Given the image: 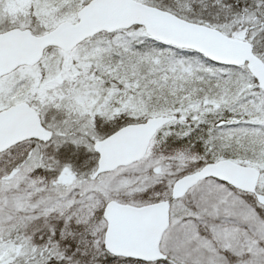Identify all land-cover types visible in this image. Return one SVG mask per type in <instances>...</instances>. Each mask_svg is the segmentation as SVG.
<instances>
[{
  "label": "rangeland",
  "instance_id": "374dc122",
  "mask_svg": "<svg viewBox=\"0 0 264 264\" xmlns=\"http://www.w3.org/2000/svg\"><path fill=\"white\" fill-rule=\"evenodd\" d=\"M88 1L0 0V20L33 8L38 26L32 30L41 35L63 20L75 21ZM138 1L168 6L162 9L187 19L184 14L199 0ZM31 22L28 14L26 24ZM148 39L142 27H134L110 37L99 34L68 53L51 48L37 67L0 83V89L8 88L0 96L1 109L28 101L53 132L49 142L26 141L0 153V242L22 229L14 238L31 243L29 251L50 249L61 264H117L108 263L103 245L106 204L115 200L140 206L167 199L178 178L223 158L259 168L258 191L264 194V91L246 67L210 64L169 47L147 50L141 46ZM188 88L194 95L176 97ZM160 115L176 119L156 134L140 162L93 178L95 139L120 125ZM212 180L199 187L207 202L216 204L213 209L223 224L216 235L222 243L227 238L242 241L246 259H231L225 247L217 260L204 263L178 257L167 242L162 251L180 264H264V206L259 204L256 213L254 195ZM231 195L249 203L240 208L246 220L231 214ZM172 213L170 228L179 221L190 226L207 218L182 201L174 202ZM195 226L198 230L187 228L188 236L200 235ZM206 233L203 237L209 239ZM13 252L15 244L1 245L0 264Z\"/></svg>",
  "mask_w": 264,
  "mask_h": 264
},
{
  "label": "water",
  "instance_id": "95a60500",
  "mask_svg": "<svg viewBox=\"0 0 264 264\" xmlns=\"http://www.w3.org/2000/svg\"><path fill=\"white\" fill-rule=\"evenodd\" d=\"M76 18L75 22L62 21L42 35L33 34L30 29L0 33V77L21 66L36 65L49 48L71 52L101 33L111 34L138 26L152 40L195 52L216 65L246 66L264 91V61L256 55L253 44L231 37L217 28L184 19L138 0H90L77 11ZM173 120L171 116H152L95 140L93 150L98 160L93 177L142 160L158 131ZM33 139L49 142L52 132L42 125L38 112L31 105L21 102L0 111V153ZM260 175V170L254 166L220 159L177 179L171 197L181 199L198 183L212 178L256 195L264 206V195L257 192ZM170 209L169 199L141 206L109 201L103 212L107 224L106 251L116 257L143 262L166 259L160 245L170 226Z\"/></svg>",
  "mask_w": 264,
  "mask_h": 264
},
{
  "label": "trees",
  "instance_id": "16d2710c",
  "mask_svg": "<svg viewBox=\"0 0 264 264\" xmlns=\"http://www.w3.org/2000/svg\"><path fill=\"white\" fill-rule=\"evenodd\" d=\"M162 8L170 9L168 6L162 5ZM174 11V10H173ZM188 20L203 23L209 26L219 28L224 33L232 37H240L251 41L254 45L255 52L264 60V0H199L194 4L193 8L184 14ZM110 37L112 34H104ZM145 49L151 48H172L178 53H187L195 55L192 51L182 50L167 46L163 43L157 42L152 39L141 46ZM204 62L210 63L203 56L196 54ZM176 97H180V94L186 93L194 95V91L190 88L181 89ZM176 99V98H172ZM176 105V104H175ZM179 116L178 114L176 117ZM122 125L118 126L121 127ZM87 131V130H86ZM88 138L93 139L87 133ZM12 234V238L6 241L0 242V246L5 243L15 244V252L6 259V264H61V261L54 259L51 250H38L29 251L31 243L23 240V237H16L18 233H21L22 229ZM20 235V234H19ZM108 257L112 258L108 254ZM171 264H180L178 261L171 260Z\"/></svg>",
  "mask_w": 264,
  "mask_h": 264
},
{
  "label": "crops",
  "instance_id": "0c3cea01",
  "mask_svg": "<svg viewBox=\"0 0 264 264\" xmlns=\"http://www.w3.org/2000/svg\"><path fill=\"white\" fill-rule=\"evenodd\" d=\"M204 182L206 181H203L198 184L187 194L184 203L188 207H194V209L199 212H204L207 215V218L200 223L199 221L198 223H190V226L183 225L182 221L177 222L174 226H172L173 228L171 227L172 230L171 228L170 230L168 229V236H164V240L162 241L163 245L167 242L169 250H171L174 254L179 255L178 257L189 256L192 259H197L201 263H204L205 260L211 257L217 260L218 256H220V251H223L221 247H225L228 253L231 254V257L229 256L231 259L236 258L238 260H245L246 246L243 244L242 241H240L238 238H227L224 240V243H222L219 238V235H216V232H219L218 225L223 224H220L219 219L217 217L218 213L217 211L215 212V210L213 209L216 204L208 203L206 200V196L203 194V191L199 187ZM222 192L224 194L223 196H226L225 190H222ZM231 196V206L229 207L231 209V214L234 216H238L242 220H246V218L240 216L243 213L240 208L244 209L246 207V203L242 201L241 203L239 202L240 200L237 201L234 195ZM203 199L204 201L202 205L201 201ZM197 202L199 205H197ZM221 207L224 209V204H221ZM223 212H225V210ZM195 224L200 229V235L195 237L188 236L187 228L191 226L193 228H196ZM205 231L208 232L209 239L203 237L207 234ZM220 233L224 234V231L220 230ZM198 242H201V244L199 245ZM168 254L170 255L169 252Z\"/></svg>",
  "mask_w": 264,
  "mask_h": 264
},
{
  "label": "flooded vegetation",
  "instance_id": "af4514ba",
  "mask_svg": "<svg viewBox=\"0 0 264 264\" xmlns=\"http://www.w3.org/2000/svg\"><path fill=\"white\" fill-rule=\"evenodd\" d=\"M29 10H31L30 11V13H29ZM33 10V8H27L26 10H24V12H21L20 10H18V11H16V12H13V13H8L7 14V16L6 17H4V18H2L1 20H0V22H2V25L0 26V33H4V32H6V31H9V30H12V29H21V30H23V29H30L32 32H33V27L35 26H38V22H37V19H36V15H37V13L36 12H33L32 11ZM28 14L29 15H31L32 16V22L29 24V25H27L26 24V18L28 17ZM3 25H4V27H3ZM29 26V27H28ZM34 33V32H33ZM38 65H36V66H34V67H28V66H22V67H19V68H17V69H15L14 71H12L11 73H9V74H7V75H5V76H2V77H0V83L1 82H4L8 77H10V76H12L13 74H16L17 72H19L20 70H23V69H26V68H35V67H37ZM8 88H6V89H0V96L3 94L2 93V91L3 90H7ZM21 102H28V101H25V100H21V101H19V102H15V103H13V104H10V105H8L7 107H3L2 109H6V108H8V107H10L11 105H15V104H17V103H21ZM30 103V102H29ZM31 105H33L32 103H30ZM1 109V108H0ZM1 109V110H2ZM134 165V164H133ZM133 165H130V166H133ZM129 166V167H130ZM159 173V172H158ZM259 184H260V182H259ZM259 184H258V186H257V192L259 193V194H263V193H260L259 191H258V188H259ZM169 192H170V190H169ZM254 195V194H253ZM186 196H187V194L182 198V199H180V200H177V201H182V203H184L185 202V198H186ZM169 197H170V195H169ZM168 197V198H169ZM176 201V200H172L171 202H172V206H173V204H174V202ZM246 204H248L249 205V203L248 202H246ZM184 205H186L185 203H184ZM254 205H255V207H254V212H258L257 211V207L259 206V203H258V200H257V198H256V195H254ZM250 206V205H249ZM263 206V205H262ZM171 217H172V219H173V213H172V207H171ZM172 219H171V221H172ZM103 245H104V239H103ZM104 248H105V245H104ZM43 250H46V248H42ZM49 250V249H48ZM106 250V249H105ZM225 251V250H224ZM224 251H222V252H224ZM106 254H108L107 253V251H106ZM166 255V259H164V260H159V261H155V262H142V261H136V260H133V259H126V258H122V257H114V256H112V258H110L109 257V262L108 261H105V262H108V263H110V262H115V263H117L118 264V262H127V263H132V264H135V263H140V264H171V263H169L170 261H171V257L172 256H170L168 253H166L165 254ZM230 257H231V254H230ZM54 259L57 261V259H58V257L57 256H55L54 257ZM55 264H57V262L55 263ZM174 264V263H173Z\"/></svg>",
  "mask_w": 264,
  "mask_h": 264
}]
</instances>
